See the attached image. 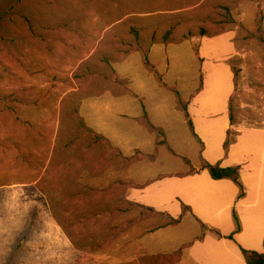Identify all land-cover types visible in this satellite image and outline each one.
I'll return each mask as SVG.
<instances>
[{
    "label": "rangeland",
    "instance_id": "374dc122",
    "mask_svg": "<svg viewBox=\"0 0 264 264\" xmlns=\"http://www.w3.org/2000/svg\"><path fill=\"white\" fill-rule=\"evenodd\" d=\"M223 33L234 128L263 127L264 0H0V264L169 263L138 245L164 219L83 171L110 149L81 126V98L107 61Z\"/></svg>",
    "mask_w": 264,
    "mask_h": 264
},
{
    "label": "crops",
    "instance_id": "0c3cea01",
    "mask_svg": "<svg viewBox=\"0 0 264 264\" xmlns=\"http://www.w3.org/2000/svg\"><path fill=\"white\" fill-rule=\"evenodd\" d=\"M234 50L232 33L154 43L147 47L148 58L164 85L137 50L107 61L105 78L81 98L79 117L110 149L98 146L95 154L91 147L83 171L96 169L97 180L107 177L116 192L123 184L126 202L164 219L139 237V248L149 258L168 264H246L242 250L264 254V126H230L234 75L226 60ZM174 89L188 118L177 106ZM145 120L162 132L160 139ZM188 121L206 162L239 168L241 198L232 181L213 180L199 169L201 148ZM228 130L236 136L225 151Z\"/></svg>",
    "mask_w": 264,
    "mask_h": 264
},
{
    "label": "trees",
    "instance_id": "16d2710c",
    "mask_svg": "<svg viewBox=\"0 0 264 264\" xmlns=\"http://www.w3.org/2000/svg\"><path fill=\"white\" fill-rule=\"evenodd\" d=\"M202 37H205V35H202ZM159 43L168 44L169 41L165 40V41H161ZM138 51L141 53V59H142L143 65L150 72H152L154 74V76L156 77V79L158 80V82L162 84L160 75L157 73V71L155 70L153 65L149 62L148 51L147 50H141V49H139ZM162 85H164V84H162ZM173 93H174V95H175V97L177 99L178 108L181 111H183L185 113L186 118H188L185 104H183V102L181 101L179 93L175 89L173 90ZM232 97H233V95L231 96L230 101H229V121H230V126L234 127L235 125H237V122L235 121L234 114H233ZM80 121H81L80 122L81 126L84 128V130L87 133H89L90 135L95 136L97 141L102 142V143L105 144V146L109 147L107 141L104 138L93 134V132L90 131L84 125V123L82 122L81 118H80ZM145 123L149 126V128L153 132H155V134L157 136V139H160L163 136L161 131H159V130L153 128L152 126H150L149 122H147L146 120H145ZM188 127H189V130L191 131V133L193 134L194 138L196 139V141L199 143L200 148H201V151H200L199 156H198L199 169L202 170V171H207L209 176L213 180H216V181H218V180H230V181H232L238 187V189H239V198H241L243 196V186H242V184L240 183V180H239V168L238 167L222 168L220 166V164H209L208 162H206L202 158V155H201L203 144L200 142L198 137L195 135L194 129H193V125H192L191 121H188ZM235 136H236V133L234 131L228 130L227 138H226V141L224 143V150L225 151L227 150V148L229 147L231 142L234 140ZM157 143L158 144H163V142H160L158 140H157ZM184 162H185L186 165H189V162L187 160L184 159ZM191 172H193V169H191ZM146 210H148L152 214L158 215L151 209H146ZM183 211H186V208H184ZM233 218H234V222H235V232H238L240 230V226H239L238 218H237L235 213H234ZM177 223H179V220H172L171 221V224H177ZM201 227L204 228V226H202V225H201ZM215 233L217 234V232H215ZM263 245H264V242H263ZM241 252H242V255H243V258H244L246 264H264V254H259V253H256V252L245 251V250H242Z\"/></svg>",
    "mask_w": 264,
    "mask_h": 264
}]
</instances>
